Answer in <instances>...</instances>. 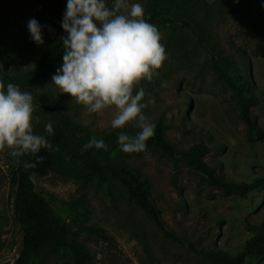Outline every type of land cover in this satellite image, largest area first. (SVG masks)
I'll use <instances>...</instances> for the list:
<instances>
[{
  "label": "rangeland",
  "instance_id": "obj_1",
  "mask_svg": "<svg viewBox=\"0 0 264 264\" xmlns=\"http://www.w3.org/2000/svg\"><path fill=\"white\" fill-rule=\"evenodd\" d=\"M129 2L142 4L145 14L147 0ZM106 3L111 8L114 0ZM66 5L67 0H0V22L10 25L4 32L8 65L0 60V82L5 72L22 75L33 69L44 52L66 35L61 27ZM169 16L188 20L196 34L175 24L158 27L168 59L153 81L137 86L145 92L143 114L155 127L163 126L177 153L202 142L210 150L201 158L227 179L252 183L264 177V140L249 135L238 116L235 93L213 67L215 60L238 82L250 73L252 91L260 99L252 114L264 127V0H182ZM32 18L42 27V46L28 31ZM62 57L37 85L20 88L33 96L34 112L67 114L93 133L135 135L139 129L134 122L111 127L114 109L90 114L82 105L70 103V95L60 94L51 78ZM110 158L148 180L166 229L178 239L161 230L115 181L98 184L83 169L68 175L57 170L33 175L36 190L71 228V238L95 255L97 264H216L201 258L179 237L198 250L234 254L254 227L264 226V187L240 196L212 186L180 154L171 156L151 146L139 153L117 148ZM15 160L10 150L0 151V264L14 263L22 240L14 221ZM94 227L103 229L107 238L92 232ZM67 261L72 262L70 252L57 247H48L35 258V264ZM243 264H264V258H248Z\"/></svg>",
  "mask_w": 264,
  "mask_h": 264
},
{
  "label": "trees",
  "instance_id": "obj_2",
  "mask_svg": "<svg viewBox=\"0 0 264 264\" xmlns=\"http://www.w3.org/2000/svg\"><path fill=\"white\" fill-rule=\"evenodd\" d=\"M181 2L182 0H147L146 21L157 28L170 24L180 25L196 34L188 20L173 19L169 16ZM9 27L8 23L0 22V60L5 66L8 65L9 51L4 32ZM61 55H63V48L60 40L52 49L44 52L33 69L22 75H11L5 72L1 82L5 86L13 83L21 89L32 88L46 76ZM213 67L235 93L238 116L246 126L249 135L257 140H264V127L257 123L252 114V107L259 105L260 99L252 91L250 73L245 72L241 82H238L215 60ZM49 122L53 127V133L50 136L45 131V125ZM32 123L34 134L45 136L53 145V150L41 149L38 155L43 156L44 160L37 163L35 168H24L23 163H16V169L13 172L16 187L14 221L20 228L22 240L18 257L13 264H35V258L48 247L68 250L71 254V264H97L95 255L71 238L73 234L71 228L57 216L49 201L36 190L33 175L45 176L55 170L68 175L75 169H83L89 176H94L98 184H107L112 181L119 183L133 203L144 211L161 230L173 236L166 229L160 210L151 198L148 180L127 164L115 162L110 158L111 153L119 148V134L107 131L93 133L69 115L54 110L33 111ZM93 137L103 140L107 150L92 148L83 151V146ZM146 146L160 148L171 156L180 154L186 164L201 174L210 185L240 196H246L249 192L264 187V177L252 183H246L227 179L223 174L217 173L201 158L210 150L202 142L195 144L188 151L177 153L165 138L161 124L156 125L154 135L146 141ZM56 148H59V151H55ZM18 159L30 163L36 160L31 155ZM90 230L100 237L107 238L101 228L94 227ZM179 240L187 242L188 247L201 258L216 264H243L248 258H264L263 225L254 227L252 236L246 240L244 247L234 254L220 250H198L193 242L180 237ZM63 264H70V262Z\"/></svg>",
  "mask_w": 264,
  "mask_h": 264
},
{
  "label": "clouds",
  "instance_id": "obj_3",
  "mask_svg": "<svg viewBox=\"0 0 264 264\" xmlns=\"http://www.w3.org/2000/svg\"><path fill=\"white\" fill-rule=\"evenodd\" d=\"M61 27L66 34L60 37L63 62L52 76V84L60 94L71 96L70 103L82 105L90 114L114 109L113 129L134 122L139 131L135 135L121 132L119 148L124 153L144 151L155 125L142 111L147 107L142 103L144 89H136L141 81H153L168 57L161 33L146 21L142 4L114 0L109 8L106 0H67ZM27 28L32 41L42 46L39 22L32 18ZM33 111L31 93L13 83H8L5 90L0 82V151L10 150V155L17 158L15 163H23L24 168H35L44 160L38 155L41 149L53 150L45 136L34 134ZM45 131L49 136L53 133L51 122L45 125ZM92 148L107 150V145L93 137L83 151ZM28 155L35 157V162L18 159Z\"/></svg>",
  "mask_w": 264,
  "mask_h": 264
}]
</instances>
